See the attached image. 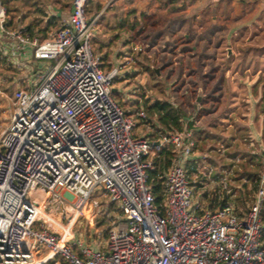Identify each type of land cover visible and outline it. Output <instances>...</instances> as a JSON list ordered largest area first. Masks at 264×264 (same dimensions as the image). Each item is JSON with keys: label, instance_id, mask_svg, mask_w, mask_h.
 <instances>
[{"label": "built area", "instance_id": "obj_1", "mask_svg": "<svg viewBox=\"0 0 264 264\" xmlns=\"http://www.w3.org/2000/svg\"><path fill=\"white\" fill-rule=\"evenodd\" d=\"M91 1L70 0L69 17L40 39L23 27L9 30L0 0V32L15 40L23 61L39 62L36 70L28 68L32 86L16 90L15 110L0 138V264H36L43 249L65 264H264V150L245 211L229 201L211 208L196 199L186 169L195 159L192 133L137 135L134 117L113 95L123 68H108L92 47ZM137 117L146 118V110ZM169 148L175 157L164 172L159 205L148 170ZM96 189L124 214L104 249L54 215L44 216L51 200L34 195L62 200L65 190L78 198L73 207L81 211Z\"/></svg>", "mask_w": 264, "mask_h": 264}, {"label": "rangeland", "instance_id": "obj_2", "mask_svg": "<svg viewBox=\"0 0 264 264\" xmlns=\"http://www.w3.org/2000/svg\"><path fill=\"white\" fill-rule=\"evenodd\" d=\"M207 1L117 0L107 4L94 0L88 7V17L96 20L91 44L107 66L110 62L123 68L114 81L113 95L134 117L137 135L154 137L159 130H177L162 125L153 110L156 102H170L181 110L183 129L192 133L195 142V159L186 163L195 198L211 208L229 201L245 211L257 188L250 175L258 179L262 169L258 146L264 141V125L250 121L248 97L252 92L257 99L260 91L264 97V5L261 0ZM2 4L9 30L32 24L33 33L41 38L62 25L71 6L70 0H2ZM145 13L156 14L157 27L141 22ZM142 27L145 32L138 33ZM38 63L29 60L22 69L16 65L5 69L0 62V138L15 110L18 85L6 86L14 76L21 87L30 88L33 79L25 67L34 71ZM200 89L203 98L198 104ZM140 108L146 110L144 119L137 117ZM42 194L51 200L42 214L52 219L54 215L68 225L59 224L66 229L73 226L88 244L106 240L113 224L124 216L97 189L81 211L73 207L78 198L65 190L59 193L62 200ZM96 200L99 207L94 206Z\"/></svg>", "mask_w": 264, "mask_h": 264}, {"label": "trees", "instance_id": "obj_3", "mask_svg": "<svg viewBox=\"0 0 264 264\" xmlns=\"http://www.w3.org/2000/svg\"><path fill=\"white\" fill-rule=\"evenodd\" d=\"M141 22L144 21L146 24H151L154 27H157V16L156 14H143L141 17ZM138 21L134 22V27L137 28ZM33 26L29 25L28 30L30 33H33ZM146 28L142 27L138 29V33L145 32ZM33 35V34H31ZM153 110L158 113L159 120L167 128H175L177 130H183V122L181 116V110L174 107L170 102H156L153 106ZM192 124H190L191 126ZM175 154L172 152V148L164 149L162 152L157 154L154 157V168L148 170V181L152 186L153 194L155 195L156 202L160 205L163 202V179L161 176L164 174V171L171 165ZM262 162V158L260 159ZM255 175H250L251 180L257 182V177Z\"/></svg>", "mask_w": 264, "mask_h": 264}, {"label": "crops", "instance_id": "obj_4", "mask_svg": "<svg viewBox=\"0 0 264 264\" xmlns=\"http://www.w3.org/2000/svg\"><path fill=\"white\" fill-rule=\"evenodd\" d=\"M92 1H94V0H92ZM214 2L215 1H212V3H214ZM260 2L264 5V0H261ZM206 3L211 4L210 0H208ZM70 10H71V6H70ZM26 29L28 30V27H26ZM28 32H29V30H28ZM30 34H33L32 36H37L40 39H44L35 33H30ZM50 35H52V34H50ZM45 38H47V37H45ZM16 47H17L16 42L11 36L7 35L6 33L2 34L0 32V60H1L0 62L2 64V66H5L4 67L5 69L6 68L10 69L11 67L14 68V66L16 65L15 62L17 60L15 58H18V59L20 58V55L18 54L19 50L16 51ZM19 60L23 62V66L17 67V68L22 69L24 67L25 61H23V59H21V58ZM30 60H33V58H31ZM26 61H29V60H26ZM108 66H107L108 68H111V67H114L115 65H113V63L109 62ZM25 68L27 71H29L28 68H30V66H26ZM8 72H9V70H8ZM9 82L11 84L6 86L7 88L9 86H14L15 83H17V85H18L16 89L22 88L20 85V82H18V79H15L14 76H12V79H10ZM260 92H261V94L257 97V99L254 97L252 92L250 93V96L248 97V101H249L248 105L251 109L250 121H253V122H255L256 120L261 121L262 126H263L264 125V97H263V91H260ZM262 143L263 144H259V146H258L260 154L264 150V141H262ZM74 234L78 237V235L75 232H74ZM79 237H81V236H79ZM106 240H107V238H106ZM106 240H104L103 242L101 241L100 243H94V244L89 243V244L92 246L104 249L106 246ZM58 258L60 259L59 256L51 254L50 251L43 249L40 252V254L36 257V264H59L60 261L58 260Z\"/></svg>", "mask_w": 264, "mask_h": 264}, {"label": "water", "instance_id": "obj_5", "mask_svg": "<svg viewBox=\"0 0 264 264\" xmlns=\"http://www.w3.org/2000/svg\"><path fill=\"white\" fill-rule=\"evenodd\" d=\"M116 90V88H114V91ZM203 98V91L202 89L199 90V93H198V96H197V99H196V103L200 104L201 103V100Z\"/></svg>", "mask_w": 264, "mask_h": 264}, {"label": "bare ground", "instance_id": "obj_6", "mask_svg": "<svg viewBox=\"0 0 264 264\" xmlns=\"http://www.w3.org/2000/svg\"><path fill=\"white\" fill-rule=\"evenodd\" d=\"M115 88V87H114ZM116 90H117V88H116ZM115 90V91H116ZM114 91V92H115ZM38 192V193H37ZM37 192H35L34 193V195H36L37 197H39V198H44V201L46 200V196L44 195V194H42V192H39V191H37ZM42 213H43V211H42ZM45 215V214H44Z\"/></svg>", "mask_w": 264, "mask_h": 264}]
</instances>
